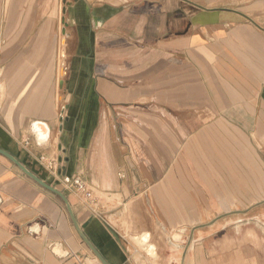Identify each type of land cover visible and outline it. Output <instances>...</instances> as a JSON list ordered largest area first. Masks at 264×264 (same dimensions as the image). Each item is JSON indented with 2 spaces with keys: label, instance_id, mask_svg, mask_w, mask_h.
<instances>
[{
  "label": "rangeland",
  "instance_id": "obj_1",
  "mask_svg": "<svg viewBox=\"0 0 264 264\" xmlns=\"http://www.w3.org/2000/svg\"><path fill=\"white\" fill-rule=\"evenodd\" d=\"M41 1L43 24L33 28L34 6L28 4L29 10L21 12L17 10L25 2L10 0L13 11L5 15L1 39L6 38L8 22L9 36L20 39L28 35L29 42L40 35L45 55L41 63L46 67L45 81L57 105L58 119L65 118L69 114L67 104L86 91L81 85L80 90L68 91L70 72L76 78L79 74L80 82H84L88 77L83 72L89 70L88 80L98 88H91V96L89 90L87 96L83 93L88 103L81 104L79 110L87 108L90 114H97L96 128L105 130L99 147L100 151L106 149L101 152L102 164H120L118 176L124 177L126 172L131 175L129 181L124 177L120 182L129 191L127 199L107 193L103 187H97L96 194L101 211L113 214L112 221L122 226L132 250L142 252L152 264H164V259L165 264L179 263L177 258L169 257L178 248L181 264H264L263 97L248 96L243 103L225 97L214 74L193 54L175 51L167 55L168 59L157 60L153 38L145 30L142 64L137 59V66H143L138 75L132 73L133 78L142 76L145 81L134 87L135 97L128 103L111 104L112 96L117 99L121 95L109 94L104 85L106 79L120 78L119 71H114L119 64V48L116 46L114 54H110L109 49H103L104 42L97 39L94 55L93 41L82 40L84 28L75 25L72 0ZM230 5L224 1L220 8L231 11ZM225 14L228 13L221 14L222 19L229 16ZM63 18L69 26L67 56L62 66L65 74L60 76ZM226 18L243 20L246 16ZM27 21L30 26L24 24L22 28L21 22ZM37 44L31 48H37ZM62 79L65 84L61 89ZM139 195L138 201L131 202ZM135 209L137 214H145L141 220L137 216L139 221L153 226L143 231L151 234L153 253L148 251V245L134 239L143 233L134 227L139 224L132 219ZM92 256L101 262L93 253Z\"/></svg>",
  "mask_w": 264,
  "mask_h": 264
},
{
  "label": "crops",
  "instance_id": "obj_2",
  "mask_svg": "<svg viewBox=\"0 0 264 264\" xmlns=\"http://www.w3.org/2000/svg\"><path fill=\"white\" fill-rule=\"evenodd\" d=\"M22 1L25 5L21 2L17 11H28V4L34 6L31 11L36 12V19L32 27L39 28L43 20L42 1ZM224 1L231 4V11L221 10ZM9 2L0 0V31L5 26V15L13 11ZM71 4L75 25L84 28L81 39L93 41L94 55L97 39L104 42L103 49H109L110 54H114L116 46L119 48V64L114 71H119L120 78L106 79L104 85L109 94L121 95L117 99L112 96L111 104L128 103L135 97L134 87L145 81L142 76L132 77L143 66L138 67L137 63L142 64L143 60L145 30L153 38L157 60L168 59L167 55H174L175 51L193 54L214 74L225 97L233 98L235 103H243L248 96L264 99V0H72ZM224 12L229 15L226 17L244 14L246 18L222 19ZM26 23L21 22L22 28L24 24L30 26ZM9 25L10 22L6 25L5 40L0 36V147L46 183L66 193L84 233L110 264H152L142 252L132 250V242L120 229L122 226L112 221L113 214L110 217L106 210L101 211V204H90L62 183V176L69 173L84 177L95 191L103 187L107 193L121 194L124 199L129 196L127 188L120 185L124 177L129 181V172L119 177L120 164L103 165L100 160L106 149H99L105 130L96 128L98 115L90 114L87 108L79 110L81 104L88 103L87 90L91 96V88H98L93 80H88L89 70L83 72L88 77L84 82H80L79 74L76 78L70 72L68 91L80 90L79 85L86 91L76 95L67 104L69 114L58 119L57 105L45 81L46 67L41 63L45 55L40 35L36 37L38 44L35 37L27 42L28 35L17 39L9 36ZM17 40L20 43L16 44ZM32 44H37V48L32 49ZM60 54L61 49L59 59ZM35 121L46 122L50 128L45 144L37 143L32 131ZM28 137L31 143L26 145ZM42 155L57 159L58 173L40 160ZM140 198L139 195L131 202ZM110 210L109 207L107 211ZM132 213V219L139 223L135 229H153L139 221L145 215L143 211L137 214L135 209ZM92 253L61 197L0 153V264H74V254L91 264H102ZM169 257L177 258V264H181L180 248Z\"/></svg>",
  "mask_w": 264,
  "mask_h": 264
},
{
  "label": "water",
  "instance_id": "obj_3",
  "mask_svg": "<svg viewBox=\"0 0 264 264\" xmlns=\"http://www.w3.org/2000/svg\"><path fill=\"white\" fill-rule=\"evenodd\" d=\"M63 1L65 3H67V0H63ZM66 12H67V7L64 8V13H66ZM63 22L66 25H69V22H67L65 18H63ZM63 65H65V61H64ZM64 74H65V68L62 67L61 76H63ZM64 84H65V80L62 79V81L60 82V88L61 89L64 87ZM36 125H42V126L46 127V133H45L44 136L41 135V133L38 132ZM32 131L35 133L36 140H37V143L39 145L45 144L46 141L48 140L49 136H50V128H49V126H48V124L46 122L44 123V122H41V121H35L32 124ZM0 153L5 155L9 159H11L20 169H22L27 175H30L42 187H45V188H48V189L54 191L56 194H58L61 197L63 202L65 204H67V207H68L69 213L71 215L72 221L75 223V226H76L81 238L84 241H86L88 246L91 248V250L93 251L95 256L97 258H99V260L102 262V264H110L109 261L100 253V251L97 249V247L93 244V242L88 238L86 233H84L83 229L80 226V223L77 221V218L75 216V212H74V209H73V205L70 203L69 198L66 195V193L61 191L56 186H53V185L49 184L48 182L46 183L43 179L38 177L33 171H31L30 169H27L11 152H8V151H6V150H4V149H2L0 147Z\"/></svg>",
  "mask_w": 264,
  "mask_h": 264
},
{
  "label": "built area",
  "instance_id": "obj_4",
  "mask_svg": "<svg viewBox=\"0 0 264 264\" xmlns=\"http://www.w3.org/2000/svg\"><path fill=\"white\" fill-rule=\"evenodd\" d=\"M25 143L26 145L31 143L30 137L27 138ZM40 160L53 172L58 173L56 158H50L47 155H42L40 157ZM62 183L67 188L81 195V197L86 198L90 204L94 206H99L101 204L96 191L88 184L87 180L84 177L65 173L62 176ZM74 258L76 259L74 264H91L86 259L84 260L78 254H74Z\"/></svg>",
  "mask_w": 264,
  "mask_h": 264
},
{
  "label": "bare ground",
  "instance_id": "obj_5",
  "mask_svg": "<svg viewBox=\"0 0 264 264\" xmlns=\"http://www.w3.org/2000/svg\"><path fill=\"white\" fill-rule=\"evenodd\" d=\"M67 26H69V25L65 24L64 27L62 25L63 28L61 27V30L63 31V33L61 31V34H62L61 40L62 41H61V54H60L61 63H60V71H59V75L60 76H61V70H62L63 63H64V61L66 59V56H67V44H68V40L66 39V36L68 35ZM36 127H37L38 132L41 133V135L44 136L45 133H46V127H44L42 125H36ZM134 239H136L142 245H144V244L148 245L147 248H148V251L150 253L154 252L155 246L152 243H150V240H151L150 239V234L140 233L139 236H134Z\"/></svg>",
  "mask_w": 264,
  "mask_h": 264
}]
</instances>
